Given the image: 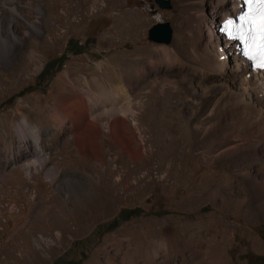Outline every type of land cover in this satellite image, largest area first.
<instances>
[{
	"label": "rangeland",
	"instance_id": "obj_1",
	"mask_svg": "<svg viewBox=\"0 0 264 264\" xmlns=\"http://www.w3.org/2000/svg\"><path fill=\"white\" fill-rule=\"evenodd\" d=\"M188 2L169 0L171 8H161L155 0H16L14 19L13 6L0 0L7 18L4 36L9 29L21 39L0 53V264H264V146L248 141L231 156L209 163L193 142L179 143L182 128L168 116L166 131L158 134L150 113L161 86L155 98L144 96L148 88L135 89L136 112L123 117L127 124L117 132L119 138L112 133V116L101 114L103 95L114 92L120 76L141 61L151 67L134 83L154 76L171 82L192 77L194 102L210 97L212 88H225L227 95L241 89L238 77H227L232 63L224 76L197 70L184 27ZM202 5L203 31L218 30L208 27L214 19L211 1ZM235 13L230 4L229 15ZM136 19L145 21L140 29ZM30 23L37 29L26 36ZM156 25L159 41L149 38ZM220 41L235 62L236 52ZM176 90L171 86L170 93ZM78 95L90 99L83 125L78 115L63 113V102ZM140 100L148 101L150 118L140 115L146 106L138 107ZM172 106L174 119L195 117L196 108L187 112L176 102ZM24 119L47 153L41 164L34 163L33 138L27 131L26 141L20 135ZM94 127L95 143L81 147L75 138L84 129L94 133ZM125 134L132 149H145L143 158L127 154ZM157 148L167 168L175 165V180L157 174Z\"/></svg>",
	"mask_w": 264,
	"mask_h": 264
},
{
	"label": "bare ground",
	"instance_id": "obj_2",
	"mask_svg": "<svg viewBox=\"0 0 264 264\" xmlns=\"http://www.w3.org/2000/svg\"><path fill=\"white\" fill-rule=\"evenodd\" d=\"M6 1H9L8 4L13 6V9H11L12 11L10 12V15L13 16L15 19V17L19 16V13H18V10L16 7V0H2V2H4L3 4H5ZM193 1L194 0H189L188 6H186L183 13L187 12V21L188 22L185 23L184 27L189 32V35L187 38L188 44L191 47L192 52L194 53L195 57L197 58L196 62H199V64H200V65H198V67H196L197 70L199 69L200 72H202V74L204 76L209 74L212 71H215V73L216 72L221 73L223 75V72L225 73V71L227 69L234 67V70H232L233 68H231L230 76L228 75L227 77L228 78H233V77L237 78L238 77L237 81H238V84L240 85L241 89L239 91L236 90L231 95L230 94L227 95L225 92V88H222V89L212 88L211 90H208V92H207V93L211 92L210 97L209 96L203 97L204 96L203 95L202 96L203 98L200 101L194 102L195 99L192 96L193 93H192V86H191L192 82H194V81H192V79H193L192 77L190 79H188L187 76L184 75L181 82H176V81L171 82L167 79H164L162 81H158L157 76H154V80L151 79V80H153V82H152L151 80H149L150 77L148 76L149 78L144 79V80H138L139 82H137V84L134 83L135 79L136 80L138 78L142 79L143 78L142 74L144 73V71H146L147 69L149 70L151 67V65L150 66L149 65L144 66L142 64L143 62L141 61V62L136 63L137 65H135L133 67V69H131V71L128 75H127V73H125L126 75L123 74L120 76V78L116 81L114 92H112L108 95L107 94L103 95L101 101H103L104 103L101 104V108H102L101 114H105V115L109 114L110 116H112L113 121H112V124L110 125L112 130H113L112 133H114L115 136L117 138H119L117 132H119V129H124V127H126L125 124H127L126 120L123 117L128 116V115L133 116V114L135 115V112H136L134 101H135V96H136L135 94H138V93H135V89L145 90L148 88V91H146V93L144 92V96L151 97L157 93L156 92L157 88L159 89V87L161 86V89H160L161 95H159V96L157 95V98L154 99L155 101L153 102V106H152L151 113H150V114H152V117L154 118L153 120H155V122L157 123V125L154 124L155 126L158 127V131H156V132H158V134H159L161 131L163 133H164V131H166V130H164L163 124H164V119L167 120L166 116H168L169 119L174 120L175 124H177V125L180 124V126L182 128V133H181V135L179 134L181 136L179 138V143H181L182 145H185V142H188V144L190 141H191V143L193 142V145H195V147L197 148L195 150H198L201 158L204 159L205 161L209 162V163H213L216 159H218L221 156H227V157L231 156L234 152H236L238 150V148L240 147L241 144L247 143L248 141H249V143L254 142L257 145H259L260 147L264 146V101L263 102H254V96H253L252 90L250 88L251 87L250 82H253V81L242 79L243 74L247 72L246 68H244L242 66L241 59H238L236 55H235V60H234L235 62H233V61L231 62V59H229L228 52L223 47L221 48V41H220L221 37H220V40H218V41L215 40V34L217 33V30L215 29L212 32V29H211V31H209V29H208L207 34L203 31V21L205 19V11H204V7L202 5V2L211 1L212 11L214 12V14H213L214 19H210V25H208V27L212 26V25L219 27V24H217V21L219 20V16L222 15L221 18L223 20L226 15H229V5L230 4L234 8V12H236V13L240 12L241 8H240L238 2L236 0H196V2L194 3ZM28 4L31 6L32 2L30 1ZM6 6H8V5L6 4ZM36 10L38 12V15L41 14V11L38 7H36ZM5 15H6L5 12L3 13V11L0 9V53L1 54L8 53V48L9 47L11 48V41L12 40L21 41V39L18 38L17 35H15L13 33V30L8 29L7 35L4 36L3 28L7 23V18ZM182 15H184V14H182ZM11 20H10V22H11L10 26H13V23H12L13 20L12 21ZM222 20H220V21H222ZM144 22L145 21H143L142 19H141V21L136 19L137 27L140 29V27L143 25ZM29 25H30V29L32 31L27 29L26 33H25L26 36L31 35L33 32V29L35 31L37 29V26L35 25V23H30ZM130 29H132V28H130ZM181 33H182V31L180 32V34ZM176 35H178V34H176ZM219 48L221 49V53H220L221 55L218 52ZM225 48H227V47H225ZM214 49H216V50H214ZM231 49H232V53L235 54V51H236L235 48L231 47ZM223 50H224V52H223ZM31 55H34V53L31 52ZM231 63H232V66L229 67L231 65ZM147 72L148 71H146L145 73H147ZM203 77H202V79H203ZM206 79H207V77H206ZM160 82H162L163 84H160ZM169 84H173V85H169ZM136 85H138V86H136ZM223 85H225L228 90H231V86L228 84V82H225ZM244 85H245V88H244ZM171 86L178 88L179 90L178 91L176 90V92L172 91V93H170ZM225 86H223V87H225ZM85 89H86V87H85ZM86 90H88V89H86ZM130 90H133L134 92H131ZM158 93H159V91H158ZM87 94H88V96H90L93 93H91V90H88ZM92 96L93 95H91L90 98H93ZM94 97H95L94 102L99 103V100L98 99L96 100V96H94ZM89 101H90V99H88V97H86L84 95H78L74 99H67L63 102V104H64L63 105V113L65 114V116H68V117H71L73 115H78L80 117L79 120L81 122V123L80 122L79 123L83 125L82 121L88 120V118H89L88 117L89 116V107L87 106L89 104ZM174 102H176L177 105L183 106L182 110L183 109L187 110V112H192L191 108H196L195 117L194 118L189 117V119H184L181 121V117L183 116L182 115V116H178L174 119L175 111L173 110V106H172V103L174 104ZM142 103H144L146 106L141 111L140 115H146V116H144L146 118L149 115V112H148L149 108L147 106L148 101L147 100H145V101L140 100L138 107H140V105ZM90 114H92V112H90ZM175 116H177V115H175ZM145 118H144V120H145ZM148 118H150V115ZM153 120L150 122L152 123ZM145 121L147 122V120H145ZM191 121H192V124L190 123ZM90 124H92V123H90ZM189 124L192 125L191 129H190ZM23 125L25 126L26 129H24ZM19 126H20L19 131L21 133L20 135L22 136L23 140L26 141L25 139L27 138V135H26L25 131H27L30 134V136L33 138L35 143L37 144L38 159L34 161V163L36 165V164L40 163L41 160L46 158L47 153L44 152L41 149V146L39 145L40 141H39V137L36 134L37 131L35 130V127L30 126L26 119H24L23 124H21ZM155 129H157V128H155ZM84 130L85 131L82 134V136L80 138H77V139L75 138V141H77L81 147L87 148L89 146V144L91 145V144L95 143L98 131H97V128H95V129H93L94 133L90 134L88 132H91V130L90 131L87 129H84ZM144 132L147 133L148 131L144 130ZM123 133H125V132H122V134ZM170 137L167 138V141H169V143H171L172 140H174V139H171L172 137L171 138ZM123 141L125 143L124 148H126L125 150L130 157H133V158H141L142 157L143 158L144 151H145V149L143 147L142 148L140 147L139 150L132 149L130 136H128L126 134L124 136ZM145 141H146V139H145ZM142 144H144V139H143ZM172 144H174V143H172ZM146 145H147V142H146ZM164 145H166V144H164ZM179 145L180 144H178V147H179ZM143 146H145V144ZM158 146H159V144H158ZM162 150H164V148H162ZM155 151H156L155 169L158 170L157 174L160 177L167 178L166 180H168V178L171 179L170 181L175 180L176 175H175V177L173 175L171 176V173L172 174L175 173L173 170L175 168V165H173V166L171 165L172 167L167 168L164 164L163 159H160L161 153L159 151V148H157L156 150L155 149L153 150V152H155ZM262 151L264 152V148L262 149ZM162 155H164V154H162ZM181 155H182V153H181ZM262 161L264 164V159ZM175 164H176V161H175ZM169 170H173V172L170 171L169 173H167V171H169ZM177 170H178V168H177ZM178 171H176V172H178ZM177 176H178V174H177ZM214 181H217V180H214ZM200 189H202V188H200ZM209 192H211V191L209 190ZM214 193H215V191H214ZM209 197H210V195H209ZM210 229H211V227H210ZM210 229L208 228V230H210ZM208 232H207V234H208ZM201 246H203V245H201ZM206 246H208V245H206ZM192 248H193V246H192ZM165 249L167 250V248H165ZM198 250H199V248H198ZM163 252H164V250H163ZM196 252L197 251H195V253ZM203 252H204V250H203ZM209 252L211 253V251H209ZM215 252H212V253L214 254ZM139 256H141V255H139ZM201 256H203V253ZM199 258L201 259V257H199ZM204 259H205V257H204ZM192 260H193V258L190 257V255H188V257H186L187 262H189V261L191 262ZM156 263H157V261H156ZM195 263H197V262H195ZM208 263H210V262H208Z\"/></svg>",
	"mask_w": 264,
	"mask_h": 264
},
{
	"label": "snow or ice",
	"instance_id": "obj_3",
	"mask_svg": "<svg viewBox=\"0 0 264 264\" xmlns=\"http://www.w3.org/2000/svg\"><path fill=\"white\" fill-rule=\"evenodd\" d=\"M251 7L240 16V24L233 31L235 21H228L226 31L241 41L244 45V54L257 66L264 69V0H246Z\"/></svg>",
	"mask_w": 264,
	"mask_h": 264
},
{
	"label": "water",
	"instance_id": "obj_4",
	"mask_svg": "<svg viewBox=\"0 0 264 264\" xmlns=\"http://www.w3.org/2000/svg\"><path fill=\"white\" fill-rule=\"evenodd\" d=\"M157 4L161 8H171V5L169 3V0H155ZM159 25L154 26L152 29L149 31V38L153 41H159L158 35H159ZM169 40H167L168 42Z\"/></svg>",
	"mask_w": 264,
	"mask_h": 264
},
{
	"label": "trees",
	"instance_id": "obj_5",
	"mask_svg": "<svg viewBox=\"0 0 264 264\" xmlns=\"http://www.w3.org/2000/svg\"><path fill=\"white\" fill-rule=\"evenodd\" d=\"M263 263H264V261H263ZM249 264H255V263H253V262H250ZM258 264H260V263H258Z\"/></svg>",
	"mask_w": 264,
	"mask_h": 264
}]
</instances>
